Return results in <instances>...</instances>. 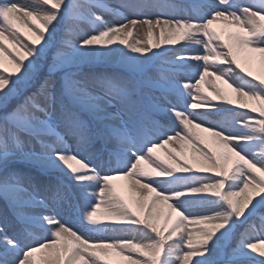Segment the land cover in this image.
I'll use <instances>...</instances> for the list:
<instances>
[{
  "label": "trees",
  "instance_id": "obj_1",
  "mask_svg": "<svg viewBox=\"0 0 264 264\" xmlns=\"http://www.w3.org/2000/svg\"><path fill=\"white\" fill-rule=\"evenodd\" d=\"M110 2L118 10L109 11ZM35 3L53 15L51 23L60 34L58 41L69 43L71 52L44 47L31 30L0 11V28L11 34L21 49L14 50L7 39H2L1 45L12 50L26 68L11 71L0 65V144L4 146L7 139L14 147V151H4L0 157V194L14 205L13 190L23 188L18 184L22 176L32 177L36 171L53 174L61 185L69 188L91 223L137 225L146 237L158 236L157 255H148L143 264H202L198 258L207 251L212 254L207 264H264V82L258 73L261 63L254 52V45L264 39V23L254 19L250 32L236 23L212 26L206 39L212 63L220 70L224 82L213 96L218 100L217 106L193 103L189 107L194 117L230 129L233 141H244L258 166L216 130L180 125V116L157 110L143 93L142 88L149 84L175 93L184 102L188 99L186 85L178 80V68L168 67L165 61L184 51L180 46L191 37V32L177 30L172 43L162 40L144 49L119 36L105 17L94 15L91 9V5H97L117 23L152 12L169 17L190 11L199 15L204 7L216 1L35 0ZM79 23H86L94 30L87 42H81L83 33ZM155 77L162 82L154 80ZM86 89L118 100L115 115L103 113L102 125L106 131L99 136L104 141L120 138L122 143H129L121 127L120 112L131 123L133 141L140 144L149 132H156L158 125L184 127L193 142L189 147H198L212 168L190 161L188 155L175 153L190 170L177 168L170 175V186L195 187L197 202L224 203L227 210L213 217L189 220L180 212H172L169 219L174 203L166 202L167 195L149 191L140 196L125 177H113L108 194L111 206L90 213L88 206L96 197L102 176L97 171L90 172L87 165L64 149L65 137L74 138L77 145L94 142V135L86 126L91 117L105 109V103L90 97L91 107H88L83 102ZM232 89L243 95L239 105L233 101ZM51 101L61 108L57 128L48 126L44 120ZM253 220H257L261 236ZM58 244L63 253L61 264L83 263V252L87 251L81 245L64 239H59ZM186 247L190 248L188 254ZM230 251L234 252L232 256ZM112 257L115 264H123L122 255L112 254Z\"/></svg>",
  "mask_w": 264,
  "mask_h": 264
},
{
  "label": "rangeland",
  "instance_id": "obj_2",
  "mask_svg": "<svg viewBox=\"0 0 264 264\" xmlns=\"http://www.w3.org/2000/svg\"><path fill=\"white\" fill-rule=\"evenodd\" d=\"M214 1L219 4H208L199 15L190 11L186 14L179 13L174 18H166L167 15L162 16L156 12L143 13L120 23H116L96 5L91 9L96 16H104L109 20V26L115 27L119 36L144 49L152 48L162 40L167 44L172 43L173 33L177 30L191 32V37L180 46L184 49L182 54L174 53L165 61L170 68L180 67L179 79L186 85L189 96L187 102H183L172 92L155 90L157 86L149 84L144 85L143 93L150 97L157 109L170 110L180 116L182 119L180 125L216 130L242 151L253 164L258 165V161L243 145L244 141L241 139L237 142L233 141L230 129L215 127L206 120L196 118L189 109L190 104L193 103L208 107H215L218 103L213 96L217 94V88L223 84L224 78L212 63V54L206 39L211 34L212 26L221 22H236L242 30L250 32L254 19L264 23V0ZM109 8L117 10L118 7L111 4ZM0 11L31 30L42 41L44 47L71 52L69 43L58 41L60 34L51 23L53 15L46 12L43 7H37L35 0H0ZM79 25L83 33L81 42H87L94 35V30L86 23ZM2 39H7L14 50L21 49L12 35L0 28V65L11 71L26 69L12 50L1 45ZM254 52L261 63L258 73L264 82V39L255 44ZM21 54H24V51L21 50ZM29 61L31 64L34 63L32 59ZM154 80L162 82L159 77H155ZM89 97L103 100L107 104V109L98 111L96 114L98 117L106 111L113 113L114 109L111 105L117 103L116 100L94 90H86L83 94L86 104L91 101ZM232 97L236 105L242 102L243 95L240 91L233 89ZM246 97L250 100V95ZM79 105L80 103L75 104L77 107ZM90 105L91 103L87 104L88 107H91ZM60 113V105L51 101L44 118L51 127L56 128ZM86 127L94 135V142L77 146L74 138H68L65 148L77 159H81L92 172L98 170L103 176L97 187L95 199L90 201L89 209L93 212L98 208L111 206L108 194L109 181L113 177H125L130 188L140 196H144L149 191L159 192L167 194L166 202H173L174 198L170 194L175 192L184 195L174 200L175 206L173 205L174 209L168 214L169 219L172 218V212H180L189 220L213 217L227 210L224 203L197 202L194 199L195 187L178 189L170 186L171 173L180 167L186 169L184 161L175 153L188 155L190 161L202 164L208 169L212 168L198 147H189L192 141L184 127L179 125L173 128L159 127L156 133L148 136L143 145L135 142L127 145L111 139L102 140L98 134L104 132V127L95 117L89 119ZM122 128L125 132H129V123L124 120ZM4 151H14L13 144L7 139L4 146L0 144V157ZM20 182L25 191L13 190L17 201L14 207L7 204L0 194V261L3 264H61L63 253L57 243L59 238L79 244L87 251L83 252L82 264H115L112 254L122 255L123 264H143L148 255L152 257L157 255L160 245L158 236L146 237L137 225L124 227L91 223L80 213L70 191L54 176H45L36 172L32 177L24 176ZM32 198L40 202H34ZM253 226L261 236L262 231L257 220L253 221ZM185 253H190L189 247H186ZM93 254L104 256L98 257ZM233 254L234 252L230 251L229 256ZM211 258L212 254L207 251L198 259L202 264H207Z\"/></svg>",
  "mask_w": 264,
  "mask_h": 264
}]
</instances>
